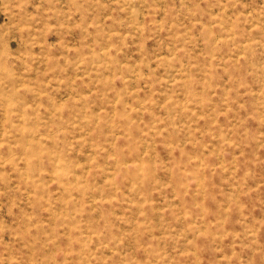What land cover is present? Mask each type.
Segmentation results:
<instances>
[{"label":"rangeland","instance_id":"374dc122","mask_svg":"<svg viewBox=\"0 0 264 264\" xmlns=\"http://www.w3.org/2000/svg\"><path fill=\"white\" fill-rule=\"evenodd\" d=\"M0 134V264H264V0H0Z\"/></svg>","mask_w":264,"mask_h":264},{"label":"bare ground","instance_id":"6f19581e","mask_svg":"<svg viewBox=\"0 0 264 264\" xmlns=\"http://www.w3.org/2000/svg\"><path fill=\"white\" fill-rule=\"evenodd\" d=\"M15 3V2H14ZM14 5H16L17 7H14V8H12V17L14 18L16 15H15V12H16V14L18 13V15L20 14H22L23 12H24V8H26L25 7V5H23V4H19V5H17V4H14ZM13 5V6H14ZM3 37V36H2ZM22 82V81H21ZM3 132V131H2ZM1 135V134H0ZM42 157V156H41ZM27 197V196H26ZM121 214V213H120Z\"/></svg>","mask_w":264,"mask_h":264}]
</instances>
